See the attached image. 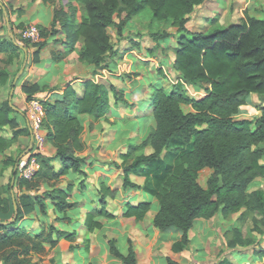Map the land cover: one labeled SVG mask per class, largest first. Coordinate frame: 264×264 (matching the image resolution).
Wrapping results in <instances>:
<instances>
[{"label": "trees", "instance_id": "1", "mask_svg": "<svg viewBox=\"0 0 264 264\" xmlns=\"http://www.w3.org/2000/svg\"><path fill=\"white\" fill-rule=\"evenodd\" d=\"M55 5L57 0H41ZM205 0H68L67 12L63 6L53 9L49 28L41 27L40 42L34 43V62H38L40 51L49 43V37L64 35L60 39L64 46L61 52L51 51L54 61L62 60L76 52V59L92 67L91 77L98 71L110 69L119 61L122 52L112 44L107 29L113 27L121 38L124 25L146 8L152 19L169 21L176 29L175 44L172 48L171 68L176 74V82L169 90L155 86L148 97L151 107L153 127L139 143L130 145L120 152L122 165V187L140 190L139 185L129 179L131 173L139 169L152 173L150 184L143 187L153 193L158 209L152 226L157 230L174 228L181 232L180 238L172 245L174 252L186 249L190 243L189 231L197 218L210 219L218 214L228 218L238 213L236 223L225 234L227 248H253L257 244L247 234L246 222L250 221L251 231L264 233V190H249L250 184L264 176V105L259 107V116L236 119L240 106L247 104L250 94L264 100V18H258L247 11L235 23L226 26L218 24L217 16L206 19L203 30L190 31L187 23L194 8ZM77 12L80 13L79 18ZM60 26V29L56 27ZM23 27V24H18ZM169 34H153L155 40L165 39ZM27 41L24 44L27 45ZM79 44V49L76 44ZM134 45H136L134 43ZM10 39L0 41V52L18 50ZM11 55L7 62L11 61ZM160 71V70H159ZM7 73L0 70V84ZM182 82L190 85L202 95L193 97L186 94ZM80 92L70 84L63 86L59 96L40 99L44 107L42 126L46 131V141L54 148L52 157L40 153L33 156L39 163L34 177L27 181L17 177L14 171L20 158L8 156L2 166H11L9 184L12 180L26 188L34 186L33 181L56 182L63 175L75 173L85 177L83 167L85 157L80 156L85 149L81 139L83 118L89 117L88 127L101 118H106L110 109V94L115 101L121 100L112 84L95 82L91 78L79 82ZM58 87L30 83L22 86L26 100L34 99L36 92L47 94ZM191 111L184 112L182 106ZM251 108V107H250ZM15 109L8 100L0 101V129L11 130L10 138L0 136V152L8 147L18 135H29V128L16 129L17 121L10 117ZM146 147L151 152L144 153ZM59 162L58 168L54 162ZM168 164L166 167H164ZM209 170L204 185L198 181L199 173ZM83 184V181L80 182ZM153 184V186H152ZM80 185V186H81ZM72 184L53 187L41 194H21L16 202V215L5 222L0 221L2 236L0 244L11 246L5 261L15 264H43L32 261L30 253L44 251V244L53 247L64 237L70 242L69 250L76 246L74 233L58 230L53 224L47 231L36 235L27 234L19 221L37 205L41 214H47V202L55 212L65 215L74 203L68 198ZM11 187L6 189L10 195ZM116 190L103 183L98 186L99 204L85 214L83 225L88 232L99 229L97 216L112 218L108 211V200L115 197ZM15 198V197H14ZM9 198L0 197V209L5 210ZM150 201L126 203L122 214L141 221L150 209ZM68 221L66 216L56 218ZM54 233V234H53ZM87 245V238L85 240ZM129 242L128 250L122 254L113 239L107 240L109 253L123 264H136V253ZM87 248V246H86ZM256 255L264 258L260 248ZM167 264H181L166 259ZM90 264V263H88ZM215 264H233L227 258Z\"/></svg>", "mask_w": 264, "mask_h": 264}, {"label": "crops", "instance_id": "2", "mask_svg": "<svg viewBox=\"0 0 264 264\" xmlns=\"http://www.w3.org/2000/svg\"><path fill=\"white\" fill-rule=\"evenodd\" d=\"M206 2L207 0H205L204 3L195 8L206 5ZM232 2L237 5V3H247L249 1L232 0ZM66 3L67 0L62 5L64 12H67L68 10ZM41 5H43L44 10L48 9L46 10V12L47 14H50L48 21L45 20L42 25L40 24ZM215 5L216 6H214V10L221 9L222 11L220 12V15H223L226 6H219L218 4ZM59 7L60 6L58 4V0L56 1L55 5L45 4L41 0H0V41L10 39L19 47V49L13 53L11 51L0 52V70L2 69L7 73L4 82L0 84V101L8 100L10 105L15 109V112L10 113V117H13L17 121L16 129H21L23 127L28 128V122L24 114L27 100L26 94L22 90L23 85L36 83L39 86L47 85L49 87H58L57 90L52 91L49 94H47L46 92H36L34 94V97L38 99L42 97H44L45 99H51L61 94L63 86L65 84L72 85L79 93V82H81L82 80L91 78L95 82H100L91 77L92 67L90 66L91 73L89 75L83 77H79L76 75L68 77L67 75L64 77L62 84L54 86L53 83L58 78L56 74L60 75L59 73L55 72L56 69L54 70V73H49V71L42 72L44 76L41 77L40 72L37 71L39 70L40 63L42 61L41 59H38V62L35 63L33 60L36 47L34 46L29 53L28 49L26 48L27 45L24 43H20L24 41L21 39L19 40V38L16 40V36L14 33H16L17 29L19 28L18 24L36 23L41 25V27L49 28L50 21L53 15V9ZM210 10L211 9H209V12L213 11ZM246 11L251 15L255 14L252 13V11H250L248 8H246L243 13ZM243 13H241V16H239L240 18L243 16ZM208 18L212 17H204V15L201 14V17L198 19L197 23H195L196 28L193 31H196L197 27L201 26V19ZM231 23H235V21ZM56 28L60 29V26H57ZM63 38L64 35L62 34H56L53 37H49L50 43L47 45L50 48L49 54L51 51L61 52L62 50H64L63 44L61 43V41H59ZM75 46L77 49H79L78 43ZM42 52H44V49H42L39 54H41ZM119 52L122 51L119 50ZM125 53V56H122V58L124 59L126 58L127 54L133 53V51L128 50ZM71 54H73L74 59H68V61L80 63L76 59V52H73ZM10 55L12 59L11 61L7 62V58ZM29 55L32 56L31 65H27L25 68H20L19 71H16L20 63H22L26 57L28 58ZM171 55L173 59V51ZM66 57L61 61H54L51 55H49V57L45 56V58L50 59L53 65L67 62ZM138 59H141V61H143L142 58ZM147 60H151V58L149 57L147 58ZM171 71L175 73L172 68ZM174 75L176 76V74ZM114 76L118 77L119 75L116 74ZM47 77H49L50 79ZM111 80L112 78L110 79V82ZM182 84L185 85V83L183 82ZM149 90L150 89L143 88L140 93L134 92V97H132V94L125 93L123 91L122 94L125 95L128 99L125 100V97H123V99L121 98L123 101L120 103V108L117 109L116 116L111 114L112 109L110 105V109L106 115V118H101L99 121L94 122L91 128L88 127L90 123L89 117L85 116L83 118V132L86 133L89 129H91L90 139H87L83 132L81 134V139L84 142L85 149L81 153H79V155L85 157V164L83 167V171L86 175L85 177L75 173H68L61 176L56 182H45L40 179H35L33 181L34 186L32 188H26L25 185L19 186L14 180H12L10 185H8L12 167L7 166L3 168L2 160L8 156H12L15 158L18 151L24 148H26L27 152L32 145L30 134L18 135L15 140L3 150V152H0V197L10 199L8 201L7 208L5 210L0 209V221L5 222L7 220H10L11 217L15 215L14 204L16 205V202L14 200L17 199L19 195L41 194L47 189H51L53 187H65L67 183H71L72 189L68 201L74 203V205L73 207L65 211V215H61L60 213L55 212L51 203L49 201H46V215L41 214L39 212L38 206L34 205L33 210L30 213L23 215L22 219L19 221V225L23 226V229L27 234L36 235L43 230L47 231L48 226L50 224H53L60 231H64L66 233L73 232L75 238L73 244L76 247L73 250H69L70 242L64 239V237H61L58 239V242L55 246L49 247V245L45 243L43 245V252L30 253L29 256L32 261H40L43 264H123L120 259L113 257L109 253L107 240L113 239L116 246L120 241L122 249H119V251L122 254H125L128 250V241L131 242L132 248L136 253V264H167V258H170L171 260L181 264H215L219 259L224 257L229 259L233 264H240L236 262L237 258H232L233 256H243L246 260L252 261V264H264V258L260 259L254 252H251V254L240 253L241 249H231V253L225 250L221 253V257L219 258H214L215 256L212 257L211 251L207 248H200L197 252V249H194V251H190L188 246L186 249H183L180 252H174L172 250V245L179 240L181 232L174 228L157 230L152 226V220L158 209V204L153 193H151L149 190H145L143 187L146 183L150 184V180L153 179L152 173H146L143 169H139L135 173H131L129 175L130 181L142 188L140 190H132L128 188L124 189L122 187L123 169L119 154L120 152H124L128 148L124 141L127 137L121 138V141L116 140L118 131L115 130V127L118 121H123L125 118L137 117L135 113H140L139 102L146 99V97L149 95ZM201 95L202 92L197 90H194L193 94H191V96L193 97H199ZM130 97H132L131 101ZM248 97V99L250 100V105L240 106L239 113L235 115L236 119L245 118V115H243L244 113L251 114V112L253 111L257 112L255 107L253 108L252 106H256L257 103L262 102V98H260L256 94H250ZM141 115L148 116L149 114H146V112L144 111V113ZM128 134V136H133V131L129 130ZM0 136L9 138L11 136V130L7 127L0 129ZM88 136L89 135H87V137ZM262 146L264 147V143L262 144ZM150 152L151 148L146 147L144 149L145 154H148ZM24 153H22V155ZM40 154L45 157H52L54 155V148L49 142L46 141L44 149L40 152ZM260 163L264 165V156L260 160ZM54 164L55 167L58 168L59 162L55 161ZM17 178H19L18 174L16 179ZM82 181L83 184L81 185L80 182ZM100 183H103L106 186H109L111 189L116 190L115 197L108 200V211L113 215V217H95V220L100 221L102 223V226L99 229L88 232L83 225V219L87 212L96 208L99 204L98 186ZM8 186L11 187L10 195L6 191ZM255 189L264 190V176L262 178L254 180L250 184L249 190ZM143 200L150 201L151 205L150 209L141 221H135L133 217L122 216L125 210L126 203L135 204ZM61 216H66L67 218L71 219V221H58L56 218ZM217 217L218 218L216 219L215 224L220 225L223 229V233H226V231H228L232 226L235 225L238 213H234L228 218H223L219 215H217ZM215 218L216 215L207 220L202 218L195 219L192 229L189 231V238H191L190 235L194 233L193 229L195 223L198 224L199 227L203 226V229L198 228V232L201 231L200 234H208L211 231H214V229L212 230L211 228H209V223L213 222ZM206 225L208 226V229H205ZM84 238L90 240L87 249L82 243ZM11 250V246H2L0 244V264H15L13 260H15V258H21V256H18L13 258V260H8L6 262L4 259ZM247 263L249 264V262Z\"/></svg>", "mask_w": 264, "mask_h": 264}, {"label": "rangeland", "instance_id": "3", "mask_svg": "<svg viewBox=\"0 0 264 264\" xmlns=\"http://www.w3.org/2000/svg\"><path fill=\"white\" fill-rule=\"evenodd\" d=\"M68 1V0H67ZM214 1V2H213ZM217 1V2H215ZM249 2L247 3H235L232 2V0H207V4L200 6L199 8H195L193 10V13L190 15V21L187 24V28L189 30H194L196 28L195 23H197L198 19L201 17V14L204 15V17H215L217 16L218 23L220 26H226L230 24L231 22L235 21L237 22L239 20V16H241V13L248 8L252 13H255L254 16L263 19L264 18V0H247ZM66 0H58V4L61 7ZM215 4H218L219 6H226L225 10L223 12V15H220L221 9H215ZM210 6V8H209ZM41 10V25L44 23L45 20L48 21L49 15L47 14L46 10H44L43 5L40 6ZM209 9H211L209 12ZM15 11V10H14ZM218 11V12H217ZM47 15V16H46ZM80 13L77 12V17L79 18ZM201 26H198L196 30H203L204 27L208 24L206 19L200 20ZM26 25H35L38 28H41V25L36 23H23V27ZM21 29L19 27L16 31L15 38L16 40L20 37H18V32ZM107 32L110 36V40L112 44L115 46V48L118 50H121L122 56H125V52L128 50H132L133 53L127 54L126 58H119V61L110 67V69H103L101 71H98L97 74L93 75V78L95 80H98L100 82H103L105 84H112L115 91L118 92V96L123 99L127 100L128 98L122 94L124 91L125 93L132 94V97H134V92L140 93L143 88L150 89L149 95L144 99L143 101L139 102V112L135 113L137 117L134 118H125L123 121H118L117 125L115 127V130H117V137L116 140L121 141V138L127 137L124 141L126 143V146L134 145L139 143L145 136L151 131L153 127V117L151 115V107L148 105V97L150 96V93L152 92L153 88L157 86L163 87L165 90H169L173 83L176 82V76L174 75L173 71H171V62H172V48L175 44V37H176V29L172 27L167 22H160L152 19L151 12L148 8H146L143 12H141L139 15L133 17L129 21H127L124 25L123 32L121 38L116 35L115 29L113 27H110L107 29ZM162 32H166L169 34V37L165 39L155 40L153 38V34H160ZM18 40V41H19ZM40 42V41H39ZM23 44L24 42H20ZM134 43L136 45H134ZM37 44V43H36ZM35 45L33 43H27L26 48L28 49V52L30 53V50L33 49ZM60 46V45H59ZM49 47L46 46L44 48V52L39 54L37 57L38 59H41L40 68L37 72H40L41 77L44 76L42 72L49 71V73L53 72L56 69V73H59L60 75L56 74L58 78L54 81L55 85L62 84V81L64 80V77L68 75V77H72L73 75L83 77L87 76L91 73V67L87 65L86 63H76V62H69V60L74 59L73 54L66 57L67 62H63L58 65H53V63L50 61L49 58H45V56L49 57ZM47 51V52H45ZM32 54V53H31ZM40 56V57H39ZM151 58V60H147V58ZM138 58H142L139 60ZM145 60V61H144ZM32 63V56H28L24 59L22 63L17 67L16 71H19L20 68H25L27 65H31ZM160 66V67H159ZM162 66V67H161ZM51 69V70H50ZM160 70V71H159ZM118 74L119 76L116 77L114 75ZM137 77V78H136ZM49 78V77H47ZM112 78L111 83L110 79ZM50 79V78H49ZM48 79V80H49ZM47 80V81H48ZM184 90L186 91V94L191 96L193 94L194 89L188 85V84H182ZM53 86V85H50ZM132 97H130V101L132 100ZM44 98V97H42ZM40 98V99H42ZM117 100L115 101V98L112 94H110V103H111V114L116 116L117 109L120 108V103L123 100ZM245 105H250V100ZM264 105V100L262 102L257 103L255 107L256 111L251 112V114H246L245 118H255V116H259V107ZM251 107V108H252ZM184 112L191 111L189 106H182ZM146 112V114H149L148 116H142L141 114ZM151 125V126H150ZM91 128V127H89ZM133 131V136H128V131ZM85 137L87 139H90L91 137V129L88 130V132H83ZM87 135H89L87 137ZM10 138V137H9ZM26 152V148L18 151L17 156L22 155V153ZM168 164H166L164 167H166ZM209 170H204L203 172L199 173L198 181L201 185H204L205 180L209 174ZM147 201V200H143ZM218 214H216V218L213 222L209 223L212 230L208 234H200L198 232L199 229H203V226L199 227L198 224L195 223L194 226V233L191 234L190 243H189V250L194 251V249L198 250L201 248H207L211 251L212 257L219 258L221 257V253L223 251H227L231 253V249L227 248L226 240L224 238L223 229L220 225L215 224ZM220 216V215H219ZM237 219V218H236ZM246 231L249 236H251L254 240V242L257 244L253 248H242L240 253H250L256 252L260 248L264 250V233L259 234L257 232L251 231V223L246 222ZM208 229V226L206 225V228ZM227 232V231H226ZM86 238L83 239V245L87 248L89 246L90 240H88L87 245L85 242ZM86 248V249H87ZM118 249H122V245L119 241L117 245ZM237 250V249H236ZM193 253V252H192ZM190 253V254H192ZM228 253V254H229ZM191 256V255H190ZM258 257V256H257ZM237 258L236 262L240 264H246L249 262V264H252V261H248L245 259V257L240 256H233L232 257ZM248 264V263H247Z\"/></svg>", "mask_w": 264, "mask_h": 264}, {"label": "built area", "instance_id": "4", "mask_svg": "<svg viewBox=\"0 0 264 264\" xmlns=\"http://www.w3.org/2000/svg\"><path fill=\"white\" fill-rule=\"evenodd\" d=\"M18 35L21 40L29 43H37L40 40V31L35 25H26L22 27ZM24 114L28 122L32 145L28 152L20 158L16 166V171L20 179L29 181L39 169V163L33 155L40 153L46 144V131L42 126L44 107L40 99L34 98L27 101ZM2 233L0 229V238Z\"/></svg>", "mask_w": 264, "mask_h": 264}, {"label": "water", "instance_id": "5", "mask_svg": "<svg viewBox=\"0 0 264 264\" xmlns=\"http://www.w3.org/2000/svg\"><path fill=\"white\" fill-rule=\"evenodd\" d=\"M28 128H29V127H28ZM27 152H28V151H27ZM27 152H25L22 156H24ZM22 156H21V157H22ZM21 157H20V158H21ZM14 171H16V168H14ZM14 210H15V215H16V210H17V208H16V205H15V204H14Z\"/></svg>", "mask_w": 264, "mask_h": 264}]
</instances>
